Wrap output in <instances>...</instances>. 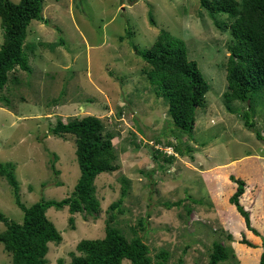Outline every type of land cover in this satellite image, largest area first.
Instances as JSON below:
<instances>
[{"label":"rangeland","instance_id":"1","mask_svg":"<svg viewBox=\"0 0 264 264\" xmlns=\"http://www.w3.org/2000/svg\"><path fill=\"white\" fill-rule=\"evenodd\" d=\"M43 17L32 20L26 40L63 38L66 43L55 51L38 46L29 55L31 72L16 68L10 73L2 90L10 103L0 104V161L15 164L26 206L41 198L62 200L74 190L81 171L75 137L57 136L52 129L58 119L95 115L114 136L118 166L95 180L99 213H71L68 206L48 209L62 241L49 243L47 264H57L59 258L69 263L79 254L80 240L105 236L113 212L109 206L125 185L129 194L114 210L111 224L130 239L141 237L153 258L164 249L168 264L181 257L182 264H208L213 242L219 241L236 254L224 264H257L264 250V88L252 98L259 139L225 106L232 39L224 27L227 15H216L218 26L200 0H45ZM162 28L185 41L189 58L210 84L207 107L198 110L193 134L176 128L166 100L144 74L146 62L133 47L147 50ZM3 41L0 18V46ZM231 105L249 108L242 101ZM232 175L245 181L240 202L259 235L246 228L230 202L237 188ZM179 200L183 204L166 205ZM0 212L23 221L13 187L1 175ZM5 228L0 222V232ZM244 238L254 246L242 243ZM0 264H12L1 243Z\"/></svg>","mask_w":264,"mask_h":264},{"label":"trees","instance_id":"2","mask_svg":"<svg viewBox=\"0 0 264 264\" xmlns=\"http://www.w3.org/2000/svg\"><path fill=\"white\" fill-rule=\"evenodd\" d=\"M44 2L45 0H0L1 28L4 36L0 46V104L10 103L9 97L2 95V90L10 80V73L16 68L26 72L32 71L29 55L34 53L38 46L55 51L66 43L63 38L55 42L26 40L32 20H44ZM200 4L220 27L216 15H227L228 22L224 27L230 30L232 39L227 46L228 90L224 93L225 106L231 113H238L244 125L262 139L252 114V98L255 92L264 88V0H200ZM151 23L155 25L152 14ZM126 34L131 38L133 34L130 28ZM133 47L146 62L144 74L155 93L166 100L168 112L176 128L193 134L198 110L207 107L206 95L210 84L197 61L189 58L185 41L162 28L155 42L147 50L141 51L136 44H133ZM233 101L247 102L249 108L244 111L234 108L231 105ZM52 132L60 137L72 134L76 140V156L81 175L68 197L62 200L41 198L40 201L26 206L21 200L15 164L0 161V175L13 187L16 203L24 211L22 222L12 220L0 212V222L6 226L5 230L0 232V243L11 254L12 264H47L49 243L62 241L61 232L47 215L48 209L52 206H68L71 213H99L101 202L96 195L95 180L103 172L118 169L115 164L117 155L114 136L106 130L100 117L78 116L66 122L58 119ZM231 179L237 183V188L230 202L244 217L246 228L259 235L252 225L250 211L240 202L245 192V181L234 175ZM128 194L125 185L120 198L109 206L113 212H110L103 238L80 240L76 246L79 254L74 253L69 263L64 258H59L57 264H123L125 260H129L131 264H168L169 254L166 250L161 249L153 258L150 255V247L141 237L134 236L130 239L111 224L116 219L114 210L121 206ZM180 204H183V201L166 205L169 207ZM187 209L188 213L191 212V208ZM69 222L74 223L73 215ZM140 224L144 225V220L140 221ZM241 242L254 246L245 238ZM262 247L264 248V237ZM230 256H236L231 246L214 241L208 264H224ZM182 263L181 257L175 264ZM257 264H264V250Z\"/></svg>","mask_w":264,"mask_h":264},{"label":"crops","instance_id":"3","mask_svg":"<svg viewBox=\"0 0 264 264\" xmlns=\"http://www.w3.org/2000/svg\"><path fill=\"white\" fill-rule=\"evenodd\" d=\"M248 157V156H247Z\"/></svg>","mask_w":264,"mask_h":264}]
</instances>
